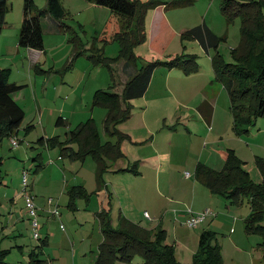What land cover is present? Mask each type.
Returning a JSON list of instances; mask_svg holds the SVG:
<instances>
[{
	"label": "rangeland",
	"instance_id": "374dc122",
	"mask_svg": "<svg viewBox=\"0 0 264 264\" xmlns=\"http://www.w3.org/2000/svg\"><path fill=\"white\" fill-rule=\"evenodd\" d=\"M59 1L68 13L63 22L73 28L85 48L94 47L109 58L118 56L119 45L113 36L119 30L120 22L108 8L85 0ZM181 1L184 3L182 6L164 10L173 28H193L205 22L222 41L217 51H206L197 41L188 38L177 37L170 43L171 51L196 55L199 68L191 74L177 68L170 72L167 68L154 71L151 81L154 92L133 101L134 115L125 123L123 129L126 131L121 130L135 135L140 143L138 146L132 142L122 143L125 158L110 164L103 175V181H107L110 188L101 189L97 184V165L93 158L87 157L82 162L70 156L72 150L78 151L79 146L70 141L69 133L80 123L92 119L102 143L115 141L104 130L106 109L92 104L96 90H109L114 85L110 72L104 66L94 65L87 52L74 60L76 51L70 36L65 29L58 28L50 16L41 19L44 51H41L39 65L30 68L29 63L22 64L23 57L25 60L29 57L25 52L23 56L19 53L15 40L20 34L24 0H10L6 26L0 37V66H3L0 69H11L9 82L24 86L16 94V99L24 109L25 117L17 134L12 136L19 145L13 147L11 137H7L0 147V249L9 251L5 258L8 264H29L33 249L40 252L47 264H92L91 250L103 241L98 213L109 211L112 223L114 218L113 227L118 228L117 217L119 213L123 214V209H129L131 214H140L142 218L140 216L136 221L143 227L152 230L157 226L164 228L167 232L165 243L173 248L175 259L181 264L193 263L199 236L204 230L217 233L224 264H264L263 253L258 249L261 238L247 235L244 231L243 220L250 213L247 199L239 205H228L222 195H213L195 177V162L206 163L208 165H204L216 171L223 170L226 150L237 147L236 154L243 156L245 170L254 182L262 181L255 157L264 158V116L256 119L248 133L238 135L234 130L227 91L221 89V98H216L212 104L205 97L212 93L211 89L220 88L214 81L212 66L217 53L222 62L234 63L231 50L240 44L241 22L236 18L228 24L221 13V0ZM34 3L37 9L42 10L47 0H34ZM153 11L149 10L146 15V41L134 50L145 62L162 60L145 51ZM205 84H210L206 93L202 91ZM116 88L112 91L115 92ZM142 99L153 107L149 108L152 122L148 123L155 125L153 128L163 127L153 136L144 128L140 129L143 118L135 116L142 109ZM205 105L213 108L212 115L215 112L211 121H206L200 113ZM167 113L174 115L166 117ZM59 117L65 121L63 126L56 125ZM42 137L45 141L40 143ZM51 138L66 142L67 152L64 153L58 144L51 145ZM158 149L163 160L151 161ZM38 155L42 166L36 173L34 158ZM139 156L146 157L143 163L136 159ZM135 164V168L144 173V180L118 182L124 174L136 175L119 171L123 166V169H129ZM23 170L28 171L27 193L34 197L39 240L34 238L35 231L25 205ZM186 173L190 174L188 178ZM66 185L68 188L83 186L88 196L78 197L74 207H69ZM129 188L134 191L127 192ZM48 198L54 199L52 206L47 203ZM55 209L60 213L57 218L53 215ZM206 210L212 211L213 215H208L194 228L186 226L189 217ZM157 211L168 212L162 223L154 217ZM144 212L152 220L143 217ZM47 236V245L37 249L40 239ZM115 264H142V259L137 254L129 263L118 261Z\"/></svg>",
	"mask_w": 264,
	"mask_h": 264
},
{
	"label": "trees",
	"instance_id": "16d2710c",
	"mask_svg": "<svg viewBox=\"0 0 264 264\" xmlns=\"http://www.w3.org/2000/svg\"><path fill=\"white\" fill-rule=\"evenodd\" d=\"M100 7L108 8L120 22V30L115 32L113 38L119 45L116 58L106 57L95 48L86 50L81 44V39L73 28L67 26L62 19L66 11L59 0H47L44 9H37L34 0H24L23 20L19 34V46L27 49L44 51V36L41 19L50 16L58 28L65 29L70 36L69 40L74 45V60L88 53V58L94 65L106 67L113 84L109 90H96L93 95V107H102L107 111L104 122L105 133L115 141L102 143L97 127L92 119L80 123L69 133L71 142L78 144V151L70 153L72 158L77 157L83 162L87 157H92L96 162L97 184L104 185L103 175L111 163L125 158L122 148L124 141H129L130 136L123 133L121 125L132 116L133 100L142 98L150 85L153 73L158 68L180 69L185 74L198 70L199 63L196 55L178 54L163 60L141 62L135 54L136 47L146 41V15L149 10L164 6L179 7L184 3L181 0L170 2L140 0H85ZM10 0H0V36L6 25L5 16L10 8ZM220 9L228 24L236 18L240 19V44L232 49L234 63H224L219 54L212 59L215 82L222 85L229 95L231 111L234 120V130L238 135L249 132L250 126L255 124L257 118L264 116V0H221ZM68 14V13H67ZM61 32V31H60ZM182 39L197 41L206 51L218 50L222 38L217 36L207 25L202 23L184 34ZM124 61L128 70L135 69L136 74L129 79L122 88L121 93H115V74L112 65ZM10 69H0V147L2 140L17 134L22 124L25 111L14 99L13 95L24 88L23 85L9 82ZM62 117L57 119L56 125L63 126ZM45 140L41 138L40 143ZM51 145L62 146V151L67 152L65 143L57 138H51ZM40 155L34 158L37 162V173L41 168ZM256 166L262 177L260 183L254 182L250 173L244 168L242 161L233 149L225 153V166L223 170L216 171L208 166L198 163L195 167L196 179L209 189L213 195H222L227 204L239 205L247 199L250 213L244 218V231L247 235H258L261 242L258 249L264 257V158L256 157ZM2 158L0 157V186ZM119 171L139 172L134 168L120 169ZM69 197V207H74L78 197L88 196L83 186H73L66 191ZM103 241L99 244L95 254L94 264H115L116 262H131L135 255H139L142 264H181L176 261L173 248L165 243L167 232L161 226L155 230L147 229L139 223H133L121 217L118 228L112 225L109 211L102 210L97 215ZM48 239H40L42 248L47 245ZM9 251L0 249V264L5 261ZM29 264H47L41 258L40 252L33 249L30 253ZM192 264H224L221 247L217 243V233L204 230L199 236L198 251Z\"/></svg>",
	"mask_w": 264,
	"mask_h": 264
},
{
	"label": "crops",
	"instance_id": "0c3cea01",
	"mask_svg": "<svg viewBox=\"0 0 264 264\" xmlns=\"http://www.w3.org/2000/svg\"><path fill=\"white\" fill-rule=\"evenodd\" d=\"M164 10H165V7H158V8H156V9H154V11H153V15H152V17L150 18V23H151V28H150V31H151V33H150V36H148V41L145 43L146 44V49H145V51H149V54H151L152 56H154V55H156V56H158V57H160V58H162V60L163 59H165V58H168V57H171V56H174V55H178V51L179 50H176V51H171V50H169V45H170V43L175 39V38H179V37H182V34H184L186 31H188L189 29H191L189 26H184V27H182V28H179V29H175V28H173L172 26H171V22L170 21H167V19H166V15L164 14ZM23 14V13H22ZM21 24H22V19H21V22H20V28H21ZM200 25V24H199ZM6 26V25H5ZM57 26H58V23H57ZM121 26V25H120ZM209 27V26H208ZM119 30H120V28H119ZM119 30H117V31H119ZM116 31V32H117ZM57 32H59V31H57ZM59 33H62V32H59ZM160 35H162V37H159ZM1 37V36H0ZM159 39H161V40H159ZM18 42H19V36H17L16 37V40H15V45L17 44V46H18V48H19V53L23 56L24 55V52H25V54L27 55V57H29V59L28 60H25L24 59V57H23V62H22V64H26V62L27 63H29V67L30 68H36V66L37 65H39V63H40V55H42V52L41 51H39V50H34V49H28V50H22L21 51V49H22V47H20L19 46V44H18ZM85 48V47H84ZM86 50H88L87 48H85ZM138 56V55H137ZM141 62H145V61H142L141 60ZM147 62V61H146ZM199 63V62H198ZM3 66H0V68H2ZM6 69H9V68H6ZM112 69H113V72L115 71V84H116V86L115 87H117L116 88V90H115V93H121V91H122V88H123V85L129 80V79H131L135 74H136V70L135 69H130V70H128V69H126L125 67H124V61H118L117 63H115L114 65H112ZM11 70V69H10ZM160 70H163L162 69V67L161 68H158V69H156L155 71H160ZM172 70H174V69H170L169 70V72L170 71H172ZM214 77H215V75H214ZM152 78H153V76H152ZM215 79V78H214ZM111 81H112V79H111ZM151 81H152V79H151ZM215 81V80H214ZM216 83V82H215ZM152 84V82H150V85H149V87H148V90L146 91V93L148 94V93H153L154 92V90H152V88L154 87V85H151ZM218 84V83H217ZM18 85V84H17ZM211 85H212V83H211ZM220 85V84H219ZM210 88V84H205V86H204V88L202 89V91L203 92H207L208 91V89ZM221 89H224V87L222 86V85H220V88L219 89H211L212 90V93H210L209 95H205V97L208 99V101L212 104L215 100H216V98H218V99H220L221 98V95H222V91H221ZM98 90H100V89H98ZM102 90V89H101ZM225 90V89H224ZM226 91V90H225ZM17 93H19V92H16L14 95H13V97H14V99L18 102V100L16 99V94ZM146 94V95H147ZM145 96V95H144ZM143 96V97H144ZM139 99H141V98H139ZM137 100V99H136ZM136 100H133V101H136ZM142 100H144V99H142ZM133 101H132V104H133ZM139 101V100H138ZM19 104V103H18ZM20 105V104H19ZM207 105H209V104H207ZM207 105H205L204 106V108L203 109H200V113L205 117V120L206 121H211L212 120V117L214 116V114H215V112L213 113V115L211 114V112L213 111V108L211 107H209V106H207ZM134 106V105H133ZM140 107L142 108L141 110H139V111H137V114L135 115V116H141V118H143V124H142V127L140 128V129H145L146 131H148V133H150V134H152V136L153 135H155V133H156V131H159L160 129H163V127H157V128H153L154 126L153 125H151L150 123H148V122H152V119H151V116H150V114H148V112H149V108L151 109V108H153V107H151L150 105H149V103H146L145 102V100H144V102L143 103H141L140 104ZM135 108V107H134ZM136 110V109H135ZM133 115H134V112H133ZM133 115L131 116V118L133 117ZM172 116L173 117V115H174V113H167V115H166V117L167 116ZM157 116V115H156ZM158 116H159V114H158ZM131 118L129 119V120H131ZM129 120L127 121V122H129ZM180 120H182V119H180ZM126 122V123H127ZM166 123V122H165ZM122 125H124V127H120V129L121 130H124L123 128H125V126H126V124L124 123V124H122ZM121 125V126H122ZM129 125V124H128ZM127 125V126H128ZM131 127V126H130ZM159 129V130H158ZM124 131H126V130H124ZM123 132V131H122ZM123 133H125V132H123ZM126 134H128V133H126ZM129 135V134H128ZM130 136V140L129 141H126L125 143H130V142H132L135 146H138V144L140 143L135 137V135H132V134H130L129 135ZM44 140H45V138L44 137H42ZM134 139V140H133ZM124 145V144H123ZM228 150V149H227ZM226 150V151H227ZM233 150L235 151V153H238V148L237 147H234L233 148ZM225 153V152H224ZM237 156L242 160V161H244V159L242 158L243 156H239L238 154H237ZM152 159H150L151 161H153V160H157V162L159 161V160H163L162 158H163V156H161V154H160V150L158 149L157 150V152H155V155L154 156H152L151 157ZM225 158V157H224ZM136 159H138L139 160V162H141V163H143V160L144 159H146V157L145 156H139L138 158H136ZM255 159H256V157H255ZM141 160V161H140ZM198 163H200L199 161H197V162H195V165L197 166V164ZM244 163H245V161H244ZM130 164V163H129ZM204 164H206V163H204ZM206 165H208V164H206ZM137 166V164H135V166L134 167H136ZM195 166V167H196ZM128 167H131L130 165H128ZM133 167V168H134ZM210 167V166H209ZM124 168V166L122 167V168H120V169H123ZM136 169V168H135ZM137 170V169H136ZM24 171V170H23ZM139 173L138 174H136V175H138V176H136V175H133V174H131V173H127V174H124V176H122V178L118 181V182H124V183H128V182H135L136 180H144V178L142 177V175L144 174V173H142V172H140L139 170H137ZM105 183H107V185L105 184ZM123 184V183H122ZM167 185L168 184H166L165 183V188H167ZM68 187H67V185H66V187H65V191H66V189H67ZM103 188H110L109 187V184H108V182L106 181V182H104V185L102 184V187H101V189H103ZM114 188H115V186H114ZM126 191L127 192H133L134 191V189H132V188H129V189H126ZM116 193H118V192H116ZM162 195H164V194H162ZM162 195H161V197H162ZM164 198L165 199H167V196H165L164 195ZM49 199V198H48ZM47 199V200H48ZM53 199V198H52ZM46 200V201H47ZM53 203H54V199H53ZM123 209V208H122ZM146 212V211H145ZM144 212V213H145ZM122 213L123 214H125V215H123V214H118V217H117V220H118V227H119V225H120V222H121V217H124V218H126V219H128L129 221H131L130 219H132L133 221H131V222H133V223H137L138 221H136V219H138V217H140L141 215L140 214H131V212H130V210L129 209H123L122 210ZM59 215H60V213H59ZM168 215V212L166 211H161V212H159V211H157V213L155 214V216L154 217H157V220H159L160 221V223H162V221H163V218H165V216H167ZM55 218H57L58 216H54ZM143 217H145V216H143ZM141 218H142V216H141ZM113 223H114V218H113ZM113 223H112V225H113ZM140 224V223H139ZM141 225V224H140ZM158 227V226H157ZM156 227V228H157ZM146 228V227H145ZM155 228V229H156ZM147 229H149V228H147ZM152 230V229H151ZM45 238H47L48 239V236L47 237H45ZM98 246H99V244H98ZM98 246H97V248H98ZM97 248L95 249V250H91V254H90V258H91V261H92V264H94V259H95V256H96V254H95V252H96V250H97Z\"/></svg>",
	"mask_w": 264,
	"mask_h": 264
},
{
	"label": "built area",
	"instance_id": "2783aa9c",
	"mask_svg": "<svg viewBox=\"0 0 264 264\" xmlns=\"http://www.w3.org/2000/svg\"><path fill=\"white\" fill-rule=\"evenodd\" d=\"M10 141H11V145L13 147H17L19 145V143L15 137H12ZM185 176L188 178L190 176V174L186 173ZM22 177H23L22 182H23L24 192H25L24 193L25 205L29 211V215H30L31 221H32V227L35 231L34 238L36 240H39V234L37 231L39 224H38V221L36 219V206L34 203V197L27 193V187H28V171L27 170L23 171ZM47 203L52 206L53 205V199L49 198L47 200ZM212 213H213L212 211L206 210L205 212H203L201 214L193 215L186 220L185 224L189 228H194L198 224L202 223L208 215H213ZM53 215L59 216V211L57 209H55L53 212ZM145 217L148 218L149 220H152L147 213H145Z\"/></svg>",
	"mask_w": 264,
	"mask_h": 264
}]
</instances>
